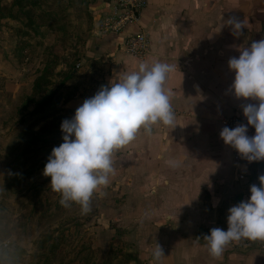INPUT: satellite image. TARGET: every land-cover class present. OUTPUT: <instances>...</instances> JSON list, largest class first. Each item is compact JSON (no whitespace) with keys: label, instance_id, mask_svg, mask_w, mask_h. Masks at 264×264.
<instances>
[{"label":"crops","instance_id":"crops-1","mask_svg":"<svg viewBox=\"0 0 264 264\" xmlns=\"http://www.w3.org/2000/svg\"><path fill=\"white\" fill-rule=\"evenodd\" d=\"M110 2L97 0L92 7V27L77 62L81 84L88 87L83 101L101 85L137 71L140 63H167L173 70L163 87L171 93L176 126L156 123L150 134L141 128L114 151V172L90 200L97 222L107 216V226L92 227L94 243L102 244L98 231L106 233L118 222L126 264H264V240L230 242L214 258L203 239L213 227L226 230L228 208L247 200L250 185L259 186L264 174L219 136L226 117L236 112L246 119L242 105L258 103L232 94L234 73L227 61L252 41L251 6L264 12V0H147L137 22L101 33L97 24ZM229 16L246 22L241 36H233L229 27L214 33L221 17ZM137 30L150 40L143 57L119 50L125 36ZM157 244L164 255L155 260Z\"/></svg>","mask_w":264,"mask_h":264},{"label":"rangeland","instance_id":"rangeland-1","mask_svg":"<svg viewBox=\"0 0 264 264\" xmlns=\"http://www.w3.org/2000/svg\"><path fill=\"white\" fill-rule=\"evenodd\" d=\"M96 2L0 0V264H126L121 224L98 231L96 245L92 227L107 216L55 206L60 194L42 175L88 91L76 63Z\"/></svg>","mask_w":264,"mask_h":264},{"label":"clouds","instance_id":"clouds-1","mask_svg":"<svg viewBox=\"0 0 264 264\" xmlns=\"http://www.w3.org/2000/svg\"><path fill=\"white\" fill-rule=\"evenodd\" d=\"M229 27L235 37L242 35L246 22L235 16L221 17L217 32ZM238 57H230L228 69L234 73L230 91L238 99L258 103L242 105L247 124L227 126L219 136L225 145L235 149L248 162L264 160V38L237 48ZM173 67L155 62L140 63L137 71L124 74L118 82L109 81L86 98L71 118L62 120V143L54 146L42 169L50 177L49 187L60 194L59 203L80 206L81 214L91 211L93 193L107 185L114 172L112 156L115 150L129 144L143 128L151 133L153 124L174 128L175 114L170 104L171 93L164 90L167 74ZM248 126L254 128L249 136ZM259 186L249 187L247 200H241L227 210V228L213 227L203 239L209 254L218 258L225 246L241 239L264 240V174L258 176ZM163 254L157 244L152 253L158 260Z\"/></svg>","mask_w":264,"mask_h":264},{"label":"built area","instance_id":"built-area-1","mask_svg":"<svg viewBox=\"0 0 264 264\" xmlns=\"http://www.w3.org/2000/svg\"><path fill=\"white\" fill-rule=\"evenodd\" d=\"M146 2L147 0H112L109 5V12L103 16L97 24L98 30L101 33L118 32L126 25L137 22ZM149 48V37L144 31L137 30L125 36L121 42L119 50H122L131 56L143 57L147 54ZM79 65V63H76V67H79ZM172 110L175 114V110L173 108ZM238 124L246 125L247 121L236 112L224 119V127L227 126L229 128H233ZM247 134L249 136L254 135V128L252 126H248ZM233 150L235 151V149ZM235 153L239 159H243L237 151H235ZM249 163H261L264 165V160Z\"/></svg>","mask_w":264,"mask_h":264},{"label":"trees","instance_id":"trees-1","mask_svg":"<svg viewBox=\"0 0 264 264\" xmlns=\"http://www.w3.org/2000/svg\"><path fill=\"white\" fill-rule=\"evenodd\" d=\"M93 1V0H92ZM259 9V7L258 6H251V10H250V18H251V22H252V24H253V30H255V31H258L259 30V28H260V21L255 17V12L256 11H259L258 10ZM38 84V83H37ZM35 85L36 84H34V87H35ZM34 87H33V89H34ZM256 165H259L260 167H262L263 168V172H264V165L263 164H261V163H256ZM22 173V172H21ZM20 173V174H21ZM60 198L61 197H58V200H56L55 202H54V205L55 206H59L60 205V203H59V201H60ZM109 247H111L110 249H114V246H113V244H112V240H111V244L109 245Z\"/></svg>","mask_w":264,"mask_h":264},{"label":"flooded vegetation","instance_id":"flooded-vegetation-1","mask_svg":"<svg viewBox=\"0 0 264 264\" xmlns=\"http://www.w3.org/2000/svg\"><path fill=\"white\" fill-rule=\"evenodd\" d=\"M255 17L260 21V28L258 31H253L251 40H259L261 38H264V12L263 11H256L255 12Z\"/></svg>","mask_w":264,"mask_h":264},{"label":"water","instance_id":"water-1","mask_svg":"<svg viewBox=\"0 0 264 264\" xmlns=\"http://www.w3.org/2000/svg\"><path fill=\"white\" fill-rule=\"evenodd\" d=\"M236 151V150H235Z\"/></svg>","mask_w":264,"mask_h":264}]
</instances>
